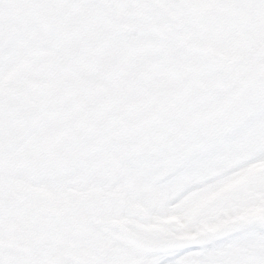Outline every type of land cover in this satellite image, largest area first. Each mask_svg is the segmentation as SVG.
<instances>
[{
  "label": "snow or ice",
  "instance_id": "1",
  "mask_svg": "<svg viewBox=\"0 0 264 264\" xmlns=\"http://www.w3.org/2000/svg\"><path fill=\"white\" fill-rule=\"evenodd\" d=\"M0 264H264V0H0Z\"/></svg>",
  "mask_w": 264,
  "mask_h": 264
}]
</instances>
